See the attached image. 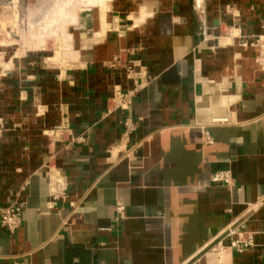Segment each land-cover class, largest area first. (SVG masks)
<instances>
[{
  "label": "crops",
  "instance_id": "0c3cea01",
  "mask_svg": "<svg viewBox=\"0 0 264 264\" xmlns=\"http://www.w3.org/2000/svg\"><path fill=\"white\" fill-rule=\"evenodd\" d=\"M193 1L95 6L73 25L74 69L31 58L0 71V207L25 203L19 230L0 227V264H264V206L250 210L264 197V72L250 44L264 0H205L206 35ZM231 29L243 38L226 44ZM140 70L146 87L111 111ZM126 118L136 122L127 137ZM65 120L85 143L50 140ZM48 163L67 184L53 204ZM228 169L231 186L211 182ZM236 220L256 246L208 251Z\"/></svg>",
  "mask_w": 264,
  "mask_h": 264
},
{
  "label": "built area",
  "instance_id": "2783aa9c",
  "mask_svg": "<svg viewBox=\"0 0 264 264\" xmlns=\"http://www.w3.org/2000/svg\"><path fill=\"white\" fill-rule=\"evenodd\" d=\"M193 6L202 21L203 34L206 35V2L205 0H194ZM238 38H243L240 29H231L227 34L219 37V39L224 40L226 44H229L232 40ZM246 43L247 42H244L242 45L246 46ZM250 44L257 49L255 63L258 68L264 72V18L262 19V32L257 36H253ZM118 62L119 58H115L111 67H115ZM126 68L129 72H133V66L128 65ZM135 76L136 79L133 90L125 93L117 92L112 96L111 111H127L132 104L134 95L146 87L147 81L141 70L136 72ZM212 123L222 124L226 123V120H214ZM124 128L125 136L127 137L136 130V122L131 118H126L124 120ZM201 128L203 145L212 146L214 144L212 136L206 131L204 125H201ZM46 134L51 141L62 143L66 149H70L74 144H83L87 141V135L85 133L79 136L74 135L67 120H65L60 126L49 130ZM45 168L49 180L50 196L53 200L51 204H53L66 196L67 184L61 172L53 164L48 163ZM211 182L216 185L231 186L233 184L231 170L216 171L211 177ZM24 205L25 203L22 201H15L9 206L0 207V227L10 234L19 230L22 226ZM261 206H264V197L251 205L250 210L255 211ZM73 207H75V204H73ZM115 215L117 220L125 218L126 206L122 202L116 203ZM255 237L256 233L247 230L245 220H236L224 232H222V234L216 237L206 249L215 254L226 251H233L242 254L246 251L252 250L256 246Z\"/></svg>",
  "mask_w": 264,
  "mask_h": 264
},
{
  "label": "rangeland",
  "instance_id": "374dc122",
  "mask_svg": "<svg viewBox=\"0 0 264 264\" xmlns=\"http://www.w3.org/2000/svg\"><path fill=\"white\" fill-rule=\"evenodd\" d=\"M78 1L75 7L81 9L79 11L77 8L80 13L86 10H97L98 7L95 6L103 7L101 3L97 5L94 2L89 3L91 0ZM116 2L118 0L106 3L110 7L112 3ZM70 6L71 4L68 6V10L73 8ZM48 7L49 2L47 0L44 2L41 0H0V71L11 69L21 61L31 58L54 72L71 70L78 65L77 60H75L76 54L72 35L73 19L63 18L67 22L68 19L70 20L67 23L61 20L62 16H59V21L49 24ZM62 23L71 24L68 28V35L72 39L69 42H65L68 41L67 36H64L66 26H63ZM61 34L64 36L62 49L57 46V40H60Z\"/></svg>",
  "mask_w": 264,
  "mask_h": 264
},
{
  "label": "bare ground",
  "instance_id": "6f19581e",
  "mask_svg": "<svg viewBox=\"0 0 264 264\" xmlns=\"http://www.w3.org/2000/svg\"><path fill=\"white\" fill-rule=\"evenodd\" d=\"M39 1V0H38ZM41 1H43L44 2V0H41ZM88 1V0H87ZM107 1H110V0H91V2H89V3H91L92 4V2H94V3H96V5L99 3H101L102 5L101 6H103L102 8H103V10H105V6H106V2ZM47 2H49V7H48V13H49V15H48V19H49V21H50V23L49 24H53L55 21H59L60 20V18H59V16H62V19L61 20H63V22H67V20H64V19H67V17H69V19L70 20H72L73 19V22L72 23H74V24H76V22L78 21V14H80V12H78L77 11V8L75 7L76 5H77V3L76 2H79L78 0H47ZM39 3V2H38ZM88 3V2H87ZM71 4V6H73V8L71 7V9H69L68 10V6ZM80 4V3H79ZM78 4V5H79ZM87 5H90V4H87ZM80 6V5H79ZM85 7V6H84ZM37 8V7H36ZM40 8H41V6H40ZM79 9V8H78ZM81 9H79V11H80ZM83 10V9H82ZM78 12V13H77ZM46 14V13H45ZM42 15V14H41ZM44 15V14H43ZM42 15V16H43ZM46 18V17H45ZM64 18V19H63ZM31 19V18H30ZM68 19V22H70V20ZM43 20V19H42ZM47 20V19H46ZM44 21V20H43ZM67 22V23H68ZM35 24V23H34ZM66 23H62V25L63 26H66V29H65V33H64V36L66 35L67 37H66V39L68 40V41H65V42H69L72 38H71V36L70 35H68L69 33H68V28H69V26L71 25V24H67V25H65ZM74 24H72V25H74ZM61 37H59V39L60 40H57V46H59V48H61L62 49V47H64V44L62 43V40L64 41V36H63V34H61L60 35ZM65 39V40H66ZM71 43V42H70ZM67 50H69V49H67ZM59 51V50H58ZM62 58V57H61ZM63 60H65L64 58H63Z\"/></svg>",
  "mask_w": 264,
  "mask_h": 264
}]
</instances>
